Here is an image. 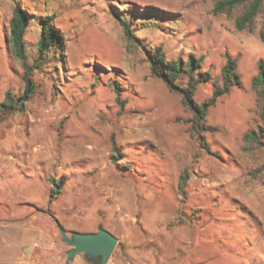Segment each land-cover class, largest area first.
<instances>
[{"label": "rangeland", "instance_id": "rangeland-1", "mask_svg": "<svg viewBox=\"0 0 264 264\" xmlns=\"http://www.w3.org/2000/svg\"><path fill=\"white\" fill-rule=\"evenodd\" d=\"M18 2L29 13L25 61L10 38ZM253 2L217 12V0H0V102L24 90L25 65L37 86L23 112L0 121V264L17 252L23 264H66L57 220L68 235L114 233L105 264H264V100L252 82L264 63V0L237 26ZM47 16L65 45L38 62ZM156 46L168 60L202 58L211 78L198 102L237 59L241 84L209 108L217 130L206 144L182 96L151 73L145 50ZM259 128L261 143L245 138ZM70 264L98 262L79 253Z\"/></svg>", "mask_w": 264, "mask_h": 264}, {"label": "trees", "instance_id": "trees-1", "mask_svg": "<svg viewBox=\"0 0 264 264\" xmlns=\"http://www.w3.org/2000/svg\"><path fill=\"white\" fill-rule=\"evenodd\" d=\"M247 0H217L215 10L217 12L228 11L238 4H243ZM262 0H254L251 6L237 18V26L245 28L250 25L260 10ZM145 10L153 16L159 12H165L157 7H147ZM123 26L124 34L129 43L139 44V39L135 35L131 22L126 18H118ZM29 23V13L18 2L14 8L13 16L10 20V38L15 55L25 61V33ZM65 45L64 35L53 22V17L47 16L42 22L40 35L38 38V62L43 54H47L52 47L62 49ZM148 60L150 61L151 73L161 79L170 90L179 93L182 96L183 103L192 112V117L186 122L190 123V131L196 136L201 144L205 143V132L216 131L217 127L207 123V114L209 108L213 106L218 98L227 92L233 86L241 84L240 75L237 71L238 62L236 58L228 57L222 68V85L215 84V89L210 98L198 102L195 98L197 87L202 82H207L211 78L209 71L202 70V58L196 57L193 53L189 54L185 62L182 58L176 60L166 59L162 46H156L152 50H145ZM30 67L25 65L24 68V90L19 94H13L7 91L5 99L0 102V121L6 119L11 114L23 112L27 102L31 99L36 91V83L31 77ZM182 75H187V83L183 85L180 81ZM253 84L261 88V94L264 100V63L261 61L258 67V73L252 80ZM119 98L120 91L115 87ZM262 116L264 119V107ZM262 129H250L246 132L245 138L249 141L261 143ZM205 146V145H204ZM204 148L208 149V145Z\"/></svg>", "mask_w": 264, "mask_h": 264}, {"label": "water", "instance_id": "water-1", "mask_svg": "<svg viewBox=\"0 0 264 264\" xmlns=\"http://www.w3.org/2000/svg\"><path fill=\"white\" fill-rule=\"evenodd\" d=\"M57 226L63 240L71 246L66 252V264H70L79 253H83L89 260L98 262V264H105L112 256L119 241L114 233L104 227L94 232L74 231L68 235L58 220ZM28 249L29 247H26L25 251Z\"/></svg>", "mask_w": 264, "mask_h": 264}, {"label": "crops", "instance_id": "crops-1", "mask_svg": "<svg viewBox=\"0 0 264 264\" xmlns=\"http://www.w3.org/2000/svg\"><path fill=\"white\" fill-rule=\"evenodd\" d=\"M4 242V241H3ZM6 243L4 242V243H2V245H0L1 247H3L4 245H5ZM23 248H24V250H25V248L26 247H24L23 246ZM3 252H6V250H2ZM22 251V250H21ZM17 261H16V263L15 264H23L24 262L23 261H21L20 260V257H19V255H18V252H17V259H16ZM1 264H7V263H1Z\"/></svg>", "mask_w": 264, "mask_h": 264}]
</instances>
